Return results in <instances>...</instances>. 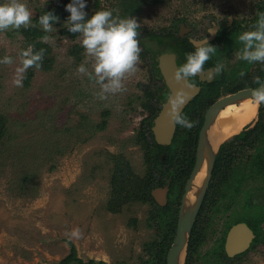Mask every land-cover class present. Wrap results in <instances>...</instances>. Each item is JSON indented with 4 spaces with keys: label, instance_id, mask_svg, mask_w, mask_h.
Segmentation results:
<instances>
[{
    "label": "rangeland",
    "instance_id": "1",
    "mask_svg": "<svg viewBox=\"0 0 264 264\" xmlns=\"http://www.w3.org/2000/svg\"><path fill=\"white\" fill-rule=\"evenodd\" d=\"M21 2L32 13L31 25L42 29L36 19L38 9L58 6L63 10L66 0ZM99 2L101 9H96L95 0H87L85 11L103 7L119 11L121 0ZM262 13L264 0H159L143 5L134 17L140 35L177 31L185 21L182 31L196 25L193 39L201 41L204 31L213 24L232 25L239 34L254 30ZM68 15L55 22L47 39H43L53 48V67L35 69L26 86L28 70L22 74V86L14 84L21 53L26 51L22 27L0 32V57L13 58L11 64H0V117L6 118L9 129L0 140V264H57L69 254L71 242L84 261L143 264L152 255L149 246L161 242L166 231L160 220L151 219L158 202L133 201L123 204L119 211L110 209L108 203L118 163H128L134 175L141 178L148 174L146 150L137 142V136L149 115L144 107V90L162 85L152 78L150 63L163 47L149 35H142L137 70L125 76L123 91L107 93L102 99L101 86L77 71L80 65L91 71L93 61L84 50L77 58L72 53L74 42L61 34ZM76 42L81 45L79 38ZM233 56L230 65H224L236 71L238 78L247 79L262 68L261 63L237 59V53ZM257 117L258 111L254 121ZM191 119L193 127L186 128L187 133L194 132L199 122V117ZM260 120L261 116L247 128H255L253 146L243 148V143L236 141V146L228 147L225 168L220 172L228 182L222 188L225 195L218 200L219 210L210 211L214 215L207 218L204 212L200 218L201 224L205 221L210 226L204 230V241L193 257L195 264H264V219L255 223L261 239L257 248L240 258H217L221 254L222 209L235 208L232 216L238 222L243 212H250L244 209L247 196L252 203L264 204V178L250 176L246 167L260 153L264 156V142L258 137L264 131ZM228 164L235 170L226 177L230 174L225 170ZM236 179L243 182L239 193ZM176 196V192L168 193L166 206L171 203L176 211L177 228L182 195L179 204Z\"/></svg>",
    "mask_w": 264,
    "mask_h": 264
},
{
    "label": "trees",
    "instance_id": "2",
    "mask_svg": "<svg viewBox=\"0 0 264 264\" xmlns=\"http://www.w3.org/2000/svg\"><path fill=\"white\" fill-rule=\"evenodd\" d=\"M162 1V0H161ZM71 2V0H66V3L64 4V9L62 10L60 7H52V8H44L40 7L38 9L37 15L41 16L44 14L45 11H52L54 14H56L59 19H61L64 15H67V11L65 10V5L67 3ZM159 0H121L118 7L119 11L111 10L113 12L114 17H134L141 13L142 6L146 4H156ZM93 7H96V9H101L99 0H95V5ZM94 11H97V10ZM105 9V7H103ZM110 10L109 8H106ZM91 10H87L86 13L88 16H91L94 11L90 12ZM37 16L36 19L39 17ZM87 18V17H86ZM57 22V21H56ZM139 32L137 39L139 40L142 35H140V27L137 29ZM21 34L23 35V46L27 50L31 49L33 53L38 52L41 49H44L43 54V60L41 62L42 66L40 69L44 70H51V68L54 65L55 59L52 56L53 48L50 44L45 42L43 39L47 37L48 32H45L44 30L30 25L27 28L22 27L20 30ZM174 30L164 31L163 33L156 34L153 32H150L149 36L152 39L157 40V42L160 44V46L163 47V50L160 52L166 50H172L179 53L181 57V63L184 62L185 56L188 52H191L194 50V47L192 44L186 43V45H180L178 39L173 35ZM61 34L67 36L71 41L74 42L73 48V54L76 55L77 58H80V53L82 50L81 45H79L76 41L78 40L79 36L78 33H72L69 32L67 27H64L63 30H61ZM172 41L175 42V44H172ZM146 52V51H145ZM145 56V53H143V57ZM158 56V55H157ZM157 56L155 54L154 57H151V76L153 79H157L161 81L162 85L152 89L151 87H148L144 90L146 96H147V102L144 103L145 109L148 111V116L143 120L142 129L139 131L137 136V142L145 148L146 150V162L148 165V174L145 175V177L141 178L139 176L134 175V173L130 170L128 163H118L115 167V174L113 177V192H112V199L108 203L110 209H113L114 211H119L123 204L130 203L133 201H145L150 203H156L152 191L155 188H164L165 185L168 182V179L171 178L172 182L170 185V195L172 193L177 194V204L180 202V197L184 192V187L187 181V178L190 175V172L194 166L195 163V146L198 142L199 137V125L202 122V113L204 112V109L206 106L210 104H205V102L208 99H212L213 95H219V85L215 86L208 85L205 86L204 89L199 92V95L193 100V102H197V104H203L204 108L202 110V113L197 115L196 107L195 105L192 107V103L189 106V108L183 112L181 115L186 116L189 120L191 117L194 119L199 117V122L197 125H195L196 130L194 132H186V128L180 125H177V130L175 133V136L173 138L172 143L169 146L160 145L156 142L152 126L154 124V119L157 117L161 110L162 103L167 99L169 95V90L165 84V82L162 80L161 72L157 66ZM264 68V67H263ZM36 68L30 67L28 69L27 75L25 76L24 85H29L31 76L34 73V70ZM264 72V71H263ZM245 85H241L238 87H244ZM219 89V90H218ZM218 90V91H217ZM259 115L261 116V120L259 122V126H261V130H264V104H262L261 109L259 110ZM198 116V117H196ZM192 121V119H191ZM258 126V124H257ZM184 129V130H183ZM260 130V131H261ZM8 124L5 117H0V140H2L7 132ZM259 131V132H260ZM255 128L248 131H242L239 134L235 136L236 138L244 139V143L242 145L243 148L247 145L254 144L253 136L255 133ZM263 135V137H262ZM259 138L262 139L264 142V131H261L258 135ZM234 139V140H235ZM183 144V145H181ZM226 144L221 145L219 153L216 158V162L214 165V171H213V178L212 182L210 183L209 190L206 193L204 202L202 204V207L200 209L197 223L194 225L192 229V233L190 236V242L188 246V257L186 264H195V259H193L194 255L197 254L198 247L201 245L204 241V230L207 229L210 226L209 222L203 221L201 224L200 218L206 212L207 218L208 215L211 214L214 215V213L210 214L211 210H219V199L224 197V192L222 191L223 185L225 183H228L225 181L226 178H222L220 176V172L225 167L223 166L225 164V161L223 158V154L226 149ZM182 149H180V147ZM180 152V155L178 154ZM120 167H122L120 169ZM246 167L249 170L250 176L252 174L260 175L264 178V156L262 157L261 153L255 158L254 161H249L246 165ZM120 170V171H119ZM230 172V174L226 177H229L232 172L235 170L232 168V166L227 165V169H225ZM243 172L238 171V174ZM247 176V177H250ZM221 177V178H220ZM220 178V180H219ZM246 180V179H245ZM238 185V193L240 191L239 186L243 183L242 179L235 180ZM263 190H264V180H263ZM171 203H169L167 206H160L159 204L155 205L154 211L152 212L151 219L154 221L160 220V223L166 226V231L164 233V238L161 242L158 244H154L149 246L150 251L152 255L144 261L143 264H167L166 257L168 250L170 248V244L176 234V211L172 209ZM207 208H209L207 210ZM244 209L250 210V212L242 213L240 218L238 219V223L244 222L249 227L254 229L255 237L250 245V248L241 254L238 255L242 256L247 254L251 249L257 248L258 244H260V235L258 232V229L256 227V221H261L264 219V204L262 202L260 203H252L250 197H246V202L244 204ZM254 209V210H252ZM255 211V212H254ZM208 226V227H207ZM218 249V248H217ZM219 251V249H218ZM221 254H217V258H220L223 256L222 251ZM237 257V258H238ZM231 260L230 257H225V259ZM240 258V257H239ZM240 261V260H239ZM218 262L214 263L217 264ZM57 264H106L103 261L97 262L94 259H90L88 261H84L82 258L78 256L77 247L71 242L70 243V251L67 256H65L61 261H59ZM239 264V262H238Z\"/></svg>",
    "mask_w": 264,
    "mask_h": 264
},
{
    "label": "clouds",
    "instance_id": "3",
    "mask_svg": "<svg viewBox=\"0 0 264 264\" xmlns=\"http://www.w3.org/2000/svg\"><path fill=\"white\" fill-rule=\"evenodd\" d=\"M86 3L87 0H71L67 3L65 10L69 15L64 24L69 32L78 33L85 54L93 61L91 71L84 65H80L77 71L86 74L101 86L100 96L103 99L107 93L123 91L125 76L137 70L141 52L140 41L137 39L139 23L135 17H114L113 12L108 9L94 11L88 16L85 11ZM31 16V11L21 0H0V32L29 27L32 23ZM58 20L59 17L52 11H45L38 18L45 32H51ZM238 40L243 48L237 53V59L264 64V13L259 15L254 30L240 33ZM216 50L204 37L194 45L193 51L186 54L184 62L176 68L174 78L177 81L183 80L190 88L192 78L204 71L205 62ZM43 54L44 49L35 53L29 49L21 53L23 58L16 69L18 75L14 80L16 86H22V74L30 67L39 69L42 66ZM11 63L12 57H0V64ZM222 68L223 65L218 63L214 71L220 72ZM186 97L184 89L175 92L170 98L169 116L173 124L191 129L193 122L178 110ZM251 97L255 103L264 104V84L251 89Z\"/></svg>",
    "mask_w": 264,
    "mask_h": 264
},
{
    "label": "water",
    "instance_id": "4",
    "mask_svg": "<svg viewBox=\"0 0 264 264\" xmlns=\"http://www.w3.org/2000/svg\"><path fill=\"white\" fill-rule=\"evenodd\" d=\"M157 63H158V68L163 77V80L168 87L169 96L167 100L164 102L159 114L154 119L152 131L155 140L158 144L169 146L172 143L177 130V125L173 124L169 116L170 98L175 95V92L178 89L185 90L187 97L184 103L180 105L178 108L180 113H182V111L186 108L189 102L195 96L198 95V93L200 92V87L198 85L192 84V86L189 88L183 80L177 81L174 78V72L178 67L177 56L174 52H167L160 54L157 57ZM199 75L203 76V72L200 73ZM261 84H264V81ZM251 89L254 88L243 89L236 93L229 94L227 96L218 99L207 110L205 114V120L199 132L195 165L190 174V177L186 182L185 190L182 195L176 234L166 257L167 264H186L189 239L192 233L194 223L197 219V215L202 207L206 193L210 186L217 155L219 153L221 145L224 144L226 141H228L226 140L222 142L215 151H213L212 149L209 150L210 165L208 168V174L206 180L204 181L194 204L190 208H187L186 207L187 197L193 187L195 178L197 177L198 173L200 172V170L204 165L205 146H206L205 141L207 139V132L210 129L214 119L220 113L221 110H223L226 106L233 104L236 101L251 97ZM169 186H170V182L164 188H155L152 191V195L154 199L158 202L160 206H166L167 204V194L169 191ZM254 237L255 234L246 223L244 222L238 223L229 232L228 241H227V251L229 255L234 256L236 254H240L248 250Z\"/></svg>",
    "mask_w": 264,
    "mask_h": 264
},
{
    "label": "flooded vegetation",
    "instance_id": "5",
    "mask_svg": "<svg viewBox=\"0 0 264 264\" xmlns=\"http://www.w3.org/2000/svg\"><path fill=\"white\" fill-rule=\"evenodd\" d=\"M184 22L185 21H183V22H181V24H179V27L177 28V31H174L173 35L178 39L180 45H186V43L188 42L189 44H192V46L194 47L195 44H198L200 42V40L199 41H195L193 39V34H195V32L198 31V28L196 27V25L187 26V27H185V30L183 32L182 31V29H183L182 27H183ZM237 30L238 29L235 30V28H233L232 25L223 26L222 24H218V25L213 24L212 28L209 27V28H207L204 31L206 33L204 37L207 39V41L210 44L214 45L217 48V50L215 51L214 54L211 55L210 59L205 62L203 76H200L198 74L197 77L192 78L191 84L198 85L200 87V92L204 89L205 86L206 87L208 85L210 86V85H212V83H214L213 85H215V86H218L220 84L219 85L220 91H219V95H213L212 99H208L205 102V104H210V105L206 106V108L204 109L203 113H202V110L204 108L203 104H197V102H193V100L199 95V93H198L197 96H195L189 102V104L186 106V108L182 111V113L185 112L189 108L191 103H192V107L194 105L196 107V112H198V114L202 113V115L200 117H202L203 120H202V122L199 125V127H200L199 128V132H200V129L202 128V125L204 123L205 114H206L207 110L218 99H220V98H222L224 96H227L229 94L236 93V92H238L240 90H243V89L255 88V87L259 86L264 81V72H263L264 71V68H263L264 64L262 65V68L260 70H258V72L256 74L248 76L250 78L247 77V79L246 78L244 79V77H242V79L240 77L238 78V76H237L238 73L236 71L232 72L231 71L232 68L231 69L230 68L226 69L227 67L224 64L226 63L229 66L230 63L232 62V60H234V56H233L234 53L240 52V50L243 48V44L238 40V38L237 39L235 38V37L239 36V33H238ZM145 34L149 35L150 32L144 33L142 35L145 36ZM172 44H175V42L172 41ZM167 52H174L176 54V56H177V64H178V66L180 64H182L181 63V57H180L178 52L172 51V50H166V51H163L161 54L167 53ZM218 63L222 64L223 68H222V70L220 72H215L214 71L215 65L218 64ZM157 66H158V64H157ZM162 80H163V78H162ZM244 82H246V83L244 84ZM241 85H245V86L238 89V87L241 86ZM164 102L162 103V106H163ZM248 102H254V101H242V102L238 103V106H240L242 104H245V103H248ZM162 106H161V108H162ZM261 107H262V104H259V110L261 109ZM257 111H258V105H257ZM256 116H257V112H256ZM259 116L260 115L258 113L257 122L259 121ZM255 119H256V117L252 121H250L247 124H245L241 128L240 132L248 131V130H251V129L253 130L254 128H250V129H247V128L248 127H252V124L255 122L254 121ZM239 133H236V135L239 134ZM236 135L234 134V136L233 135H232V137L230 136L231 138L229 137V140H228L229 142H227L228 144H226V149H225V152L223 154V158H225L227 156V154H228L227 153L228 147L236 146L233 143H235L236 141H241V143L245 142L244 139H240V138L239 139L238 138L235 139ZM237 147H238V144H237ZM196 151H197V144L195 146V161H196ZM194 165H195V163H194ZM192 170H193V168H192ZM192 170H191V172H192ZM191 172H190V174H191ZM189 177H190V175H189ZM188 178H187V180H188ZM212 178H213V175H212ZM171 182H172V179H170V185H171ZM167 184H168V182H167ZM184 190H185V187H184ZM208 190H209V188H208ZM168 193H170V186H169ZM230 208H232V209H230ZM234 209L235 208L230 207V206H228L226 208H223L222 211H221L222 216L220 215V217H221V220H220V222H221V224H220L221 225V227H220L221 232H220V237H219L220 240H219V242H220V249H221V251L223 253V257L224 258L225 257L235 258V257H238V255H239V254H236L234 256H230L228 251H227V241H228L229 232L234 226H236L238 224V222L234 221L235 218L232 216V212H233L232 210H234ZM254 234H255V232H254Z\"/></svg>",
    "mask_w": 264,
    "mask_h": 264
},
{
    "label": "bare ground",
    "instance_id": "6",
    "mask_svg": "<svg viewBox=\"0 0 264 264\" xmlns=\"http://www.w3.org/2000/svg\"><path fill=\"white\" fill-rule=\"evenodd\" d=\"M242 101H253V99L252 97L241 99L233 104H230V106L228 105V107L226 106L227 108L225 107L226 109L224 108V111H220V113L222 111L223 112L216 116L210 129L208 130L207 139L205 141L204 165L195 178L193 187L187 197V208H190L194 204L202 185L206 180L210 165L209 150L212 149L215 151L222 142L228 140L230 136L232 137V135L238 133L245 124L252 121L256 117L257 103L248 102L238 106V103Z\"/></svg>",
    "mask_w": 264,
    "mask_h": 264
}]
</instances>
